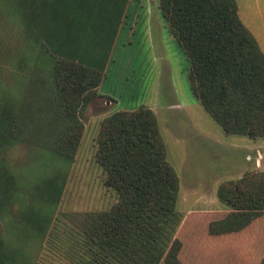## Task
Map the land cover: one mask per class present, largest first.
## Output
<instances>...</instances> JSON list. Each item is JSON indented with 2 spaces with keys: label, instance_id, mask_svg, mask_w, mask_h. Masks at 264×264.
<instances>
[{
  "label": "trees",
  "instance_id": "obj_1",
  "mask_svg": "<svg viewBox=\"0 0 264 264\" xmlns=\"http://www.w3.org/2000/svg\"><path fill=\"white\" fill-rule=\"evenodd\" d=\"M128 3L0 0V6L8 7L15 17L25 41L31 42L30 48L38 49L19 99L7 106L0 98V151L21 142L56 160L73 158L83 111L97 96L105 59ZM157 7L183 50L189 89L202 109L225 135L264 137V52L239 19L236 0H157ZM93 157L103 185L114 190L116 199L109 211L85 217L90 250H77L78 242H83L77 236L60 239L59 245L67 249L58 250L64 262L159 264L163 255L161 264H184L177 238L162 242L153 225L138 234L144 217L174 212L178 194L177 175L167 161L152 110L139 106L103 117L94 137ZM1 163L0 211H13L14 222L43 238L60 200L64 176L52 166L27 187L23 209H14L16 180ZM33 191L42 196V206L34 201ZM215 197L227 206L226 211L199 214L214 217L183 226V250H190L186 264H264V170L219 183ZM125 217L133 226L130 231ZM96 230L105 235H95ZM147 233L157 250L147 249V237H140ZM139 246L146 250H137ZM2 252L0 264L7 258Z\"/></svg>",
  "mask_w": 264,
  "mask_h": 264
},
{
  "label": "rangeland",
  "instance_id": "obj_2",
  "mask_svg": "<svg viewBox=\"0 0 264 264\" xmlns=\"http://www.w3.org/2000/svg\"><path fill=\"white\" fill-rule=\"evenodd\" d=\"M236 2H246L253 11L259 3L264 4V0ZM238 8L237 4L239 19L258 46L261 41L264 43L258 27L254 23L245 24L244 16L239 14L242 9ZM23 35L10 9L0 6V98L7 106L19 99L38 50L30 48L31 42L25 41ZM187 71L186 57L159 14L157 0H129L109 47L97 96L83 111V129L73 158L69 162L56 160L49 153L21 142L4 146L0 151L1 164L16 180L14 209H23L27 203V187L35 185L52 166H58L60 176H64L60 200L43 238L29 232L23 223L14 222L17 217L14 219L13 211H0V250L7 256L2 264H65V257L58 250H67L59 245L66 235L83 239L78 242L77 250H90L85 242V217L109 211L116 199L114 190L103 185L101 169L93 157L99 121L116 110L139 106L151 109L157 119L167 161L177 175L178 194L175 211L144 217L138 234H145L146 227L153 225L161 233L162 242L169 244L177 238L181 244L179 258L186 264L190 250H183V226L189 221L194 224L196 220L208 221L214 217L204 218L199 214L221 213L227 209L215 197L219 183L236 180L247 171H262L251 167L242 147L229 144L228 138L233 135H225L198 104L190 92ZM32 193L34 201L42 206V196L36 191ZM42 215L43 208L39 218ZM125 220L128 223V218ZM132 227L129 222L126 230ZM95 235L105 234L96 230ZM150 235L140 237H147L144 240L147 249L157 250ZM146 247L139 246L137 250H146ZM162 256L159 264L164 259Z\"/></svg>",
  "mask_w": 264,
  "mask_h": 264
},
{
  "label": "crops",
  "instance_id": "obj_3",
  "mask_svg": "<svg viewBox=\"0 0 264 264\" xmlns=\"http://www.w3.org/2000/svg\"><path fill=\"white\" fill-rule=\"evenodd\" d=\"M237 4L238 7L242 9V11H239V14L244 16L243 20L245 24L246 22L254 23L258 27L260 38L264 40V4L259 3L258 8L255 11H253V8L249 9L246 2H237ZM259 46L264 48V43L261 41ZM228 139L229 144L233 145V147H242L241 149L244 152L245 158L250 161L249 164L252 168L264 170V137L250 139L243 136L233 135ZM224 211H226V209Z\"/></svg>",
  "mask_w": 264,
  "mask_h": 264
}]
</instances>
